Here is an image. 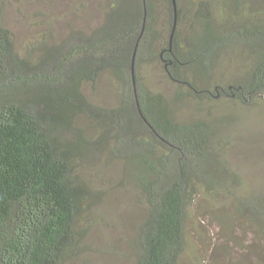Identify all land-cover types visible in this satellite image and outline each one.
Here are the masks:
<instances>
[{"label": "trees", "instance_id": "trees-1", "mask_svg": "<svg viewBox=\"0 0 264 264\" xmlns=\"http://www.w3.org/2000/svg\"><path fill=\"white\" fill-rule=\"evenodd\" d=\"M97 1L99 26L25 52L0 14V264L70 261L93 199L77 166L103 155L145 207L134 264H180L201 197L233 264H264V183L231 161L261 147L237 111L264 99V0H175L177 15L174 0Z\"/></svg>", "mask_w": 264, "mask_h": 264}, {"label": "rangeland", "instance_id": "rangeland-1", "mask_svg": "<svg viewBox=\"0 0 264 264\" xmlns=\"http://www.w3.org/2000/svg\"><path fill=\"white\" fill-rule=\"evenodd\" d=\"M0 14L4 24L12 31L20 51L37 47L44 38L52 35L60 41L70 29H92L103 21L97 0H0ZM38 49L35 54H38ZM153 80L162 88L170 85L161 72L153 71ZM97 102L113 100L108 87L99 93H88ZM192 109H186L187 114ZM241 127L254 137L261 147L251 144L247 148L241 141L234 150L232 163L247 179L248 185L264 183V99L252 109H238ZM253 139V138H252ZM252 161L251 163H249ZM253 162L259 163L254 165ZM80 182L93 192L91 207L83 214L79 248L66 264H134L131 254L132 238L137 225L145 215L131 185H123V166L119 161L108 164L105 156L97 160L85 159L77 166ZM224 205H221V203ZM216 207L225 206L232 212V202L225 197ZM194 209L187 232V248L180 264H233L236 245L208 213L202 215L213 200L201 197ZM238 235L242 236L238 229ZM235 260V259H234Z\"/></svg>", "mask_w": 264, "mask_h": 264}, {"label": "water", "instance_id": "water-1", "mask_svg": "<svg viewBox=\"0 0 264 264\" xmlns=\"http://www.w3.org/2000/svg\"><path fill=\"white\" fill-rule=\"evenodd\" d=\"M174 6H175V10H176V15H177V3H176L175 0H174ZM176 28H177V18H176L175 25H174V29H173V32H172V39H173V37H174V34H175V31H176ZM140 110H141V109H140ZM140 112H141L143 118H145L144 115H143L142 110H141ZM145 120H146V119H145Z\"/></svg>", "mask_w": 264, "mask_h": 264}]
</instances>
